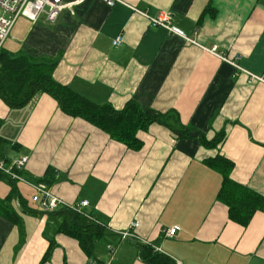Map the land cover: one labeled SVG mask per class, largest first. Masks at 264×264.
I'll list each match as a JSON object with an SVG mask.
<instances>
[{
  "label": "crops",
  "instance_id": "obj_1",
  "mask_svg": "<svg viewBox=\"0 0 264 264\" xmlns=\"http://www.w3.org/2000/svg\"><path fill=\"white\" fill-rule=\"evenodd\" d=\"M65 1L71 5L55 22L18 18L3 49L55 61L54 78L94 102L121 109L133 100L176 112L198 135L180 137L153 123L138 132L142 146L131 149L64 113L47 93L23 108L0 98V135L9 141L2 156H28L22 174L31 182L49 169L53 192L105 231L87 254L60 231L56 212L65 207L48 213L33 200L34 187L16 181L12 193L0 175V208L20 217L19 224L0 209V264H148L140 256L144 242L173 264H264V212L247 226L231 220L217 198L222 176L205 163L225 156L234 163L232 178L264 195V82L208 50L216 45L264 77V0ZM163 12L184 35L151 23ZM222 131L218 146L203 145L202 136ZM134 222L136 236L123 238Z\"/></svg>",
  "mask_w": 264,
  "mask_h": 264
},
{
  "label": "trees",
  "instance_id": "obj_2",
  "mask_svg": "<svg viewBox=\"0 0 264 264\" xmlns=\"http://www.w3.org/2000/svg\"><path fill=\"white\" fill-rule=\"evenodd\" d=\"M209 9V5L206 10ZM55 61L50 59L38 62L23 53H10L4 49L0 52V98L12 108H23L40 94L47 93L58 101L61 110L72 116L89 121L112 139L125 143L131 149H139L142 141L138 138L140 130H147L153 123L163 124L180 137L189 136L191 130L183 125L176 112H158L154 109H144L137 102L130 100L121 109L114 108L109 103H97L75 91L72 87L58 82L53 76ZM2 120L0 119V126ZM222 131L208 140L201 137L204 146L214 148L225 139ZM9 141L0 135V157L3 148ZM17 146V144L15 145ZM4 158V157H3ZM210 167L218 170L222 176L218 200L227 205L231 220L247 226L257 211L264 212V195L251 187L235 181L232 176L233 161L225 156L217 155L205 160ZM48 169L41 181L51 183ZM4 177V174H0ZM12 193L16 192V181ZM2 213L14 222L20 224V217L8 205L1 206ZM63 218L60 231L76 238L87 254H91L96 238L104 235V228L88 218L85 214L62 209L56 212ZM53 243V242H52ZM140 256L148 264H173L171 259L151 246L140 245ZM53 245L43 257L46 261L51 255Z\"/></svg>",
  "mask_w": 264,
  "mask_h": 264
},
{
  "label": "built area",
  "instance_id": "obj_3",
  "mask_svg": "<svg viewBox=\"0 0 264 264\" xmlns=\"http://www.w3.org/2000/svg\"><path fill=\"white\" fill-rule=\"evenodd\" d=\"M104 1L109 6L115 5L117 1L122 2V0ZM70 5L71 3H67L65 0H0V52L3 49L6 40L10 36L11 31L18 18L25 17L32 22H37L44 15L46 20L55 22L63 9ZM145 15L147 16V14ZM149 18L151 23L155 26H162L172 33L184 35L176 26H174L172 17L168 12H163L159 16ZM121 42V36H118L114 41L116 45L121 44ZM208 50L214 54H217L223 60L231 63L237 69L250 74L252 80H259L261 82H264V77L249 73L248 71L244 70L237 62L238 58L230 59L223 54L217 53L216 45H214L212 48H208ZM28 160V156H22L19 159L8 162L5 158L0 157V173L4 174V176H7L11 180L23 181L34 187L36 192L33 196V200L37 202L40 207L46 212H55L59 208L65 207L66 209H71L83 213L91 220H94L91 215L81 211L80 206L65 202L61 197L53 192L52 187L46 182H31L30 180H28L22 174V171L25 168ZM88 204V200H84L81 203L82 206H86ZM138 225V222L132 223L130 228L131 230L128 229L123 231L121 233L122 237H135L136 235L132 232V229H134ZM178 229L179 228L176 226L171 227L167 229L166 234L168 236H174L177 233ZM144 244L150 245L151 243L144 242Z\"/></svg>",
  "mask_w": 264,
  "mask_h": 264
},
{
  "label": "water",
  "instance_id": "obj_4",
  "mask_svg": "<svg viewBox=\"0 0 264 264\" xmlns=\"http://www.w3.org/2000/svg\"><path fill=\"white\" fill-rule=\"evenodd\" d=\"M195 135H198V132L195 131V132H190V136H195Z\"/></svg>",
  "mask_w": 264,
  "mask_h": 264
}]
</instances>
